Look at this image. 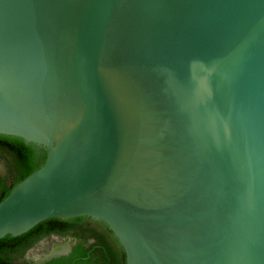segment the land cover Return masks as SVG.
Instances as JSON below:
<instances>
[{
    "label": "water",
    "instance_id": "obj_1",
    "mask_svg": "<svg viewBox=\"0 0 264 264\" xmlns=\"http://www.w3.org/2000/svg\"><path fill=\"white\" fill-rule=\"evenodd\" d=\"M0 134L46 151L0 238L88 216L125 264H264V0H0Z\"/></svg>",
    "mask_w": 264,
    "mask_h": 264
},
{
    "label": "flooded vegetation",
    "instance_id": "obj_2",
    "mask_svg": "<svg viewBox=\"0 0 264 264\" xmlns=\"http://www.w3.org/2000/svg\"><path fill=\"white\" fill-rule=\"evenodd\" d=\"M5 167L6 174L0 175V178H5L8 174L6 163ZM61 220L62 222L55 221L53 224L47 225V228L58 229L59 232H50L43 235L22 253L20 252V255L13 257L10 263L112 264L115 261L117 262V258H120L119 263H125L122 246L103 221L88 216ZM49 236H54L55 242L50 246L40 248L35 255L26 256V251L29 248ZM11 253L15 255V252H6V256H10ZM100 256L104 257L101 258ZM6 261H8L6 257L0 259V263Z\"/></svg>",
    "mask_w": 264,
    "mask_h": 264
},
{
    "label": "trees",
    "instance_id": "obj_3",
    "mask_svg": "<svg viewBox=\"0 0 264 264\" xmlns=\"http://www.w3.org/2000/svg\"><path fill=\"white\" fill-rule=\"evenodd\" d=\"M45 156L46 151L42 146L34 143H27L22 138L16 136L0 134V159H3L8 167L7 176L5 178H0V201L9 193L16 183L39 168ZM55 221L62 222L59 218H48L20 235L11 236L7 234L1 237L0 259L6 257L8 261L0 264H11L10 261L13 257L20 255V252L22 253L36 240L40 239V237L50 232H59L58 229L47 228V225L53 224ZM6 252H15V255L11 253L10 256H6ZM100 257L102 258L104 256ZM116 260L117 262L115 261L112 264H121L119 263L120 258Z\"/></svg>",
    "mask_w": 264,
    "mask_h": 264
},
{
    "label": "rangeland",
    "instance_id": "obj_4",
    "mask_svg": "<svg viewBox=\"0 0 264 264\" xmlns=\"http://www.w3.org/2000/svg\"><path fill=\"white\" fill-rule=\"evenodd\" d=\"M5 174H6L5 161L3 159H0V175L3 176ZM53 242H55L54 236H49V237H46V238L40 240L39 242H37L35 245H33L31 248H29L26 251V256L27 255H35L36 252H38L40 248L50 246Z\"/></svg>",
    "mask_w": 264,
    "mask_h": 264
}]
</instances>
